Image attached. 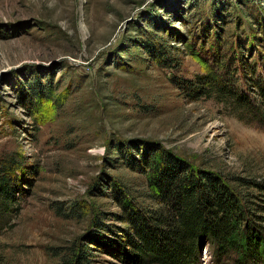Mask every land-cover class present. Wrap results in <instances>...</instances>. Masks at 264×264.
Returning <instances> with one entry per match:
<instances>
[{"label":"rangeland","instance_id":"374dc122","mask_svg":"<svg viewBox=\"0 0 264 264\" xmlns=\"http://www.w3.org/2000/svg\"><path fill=\"white\" fill-rule=\"evenodd\" d=\"M227 54L264 77V0H0V162L21 163L0 264H58L87 244L93 264H123L89 239L126 228L115 183L151 205L131 167L150 149L264 179V129L176 86ZM201 263L215 264L208 246Z\"/></svg>","mask_w":264,"mask_h":264},{"label":"trees","instance_id":"16d2710c","mask_svg":"<svg viewBox=\"0 0 264 264\" xmlns=\"http://www.w3.org/2000/svg\"><path fill=\"white\" fill-rule=\"evenodd\" d=\"M240 63L236 54L223 55L207 62L205 73L193 80L175 79L176 86L192 102L213 99L245 125L264 129V77L253 84L249 75H256L258 63L247 73ZM142 156L143 168L130 165L145 177L144 198L151 205L115 183L121 209L116 218L126 228L114 235L99 224L104 233L90 243L123 264H202L207 246L215 264H264V179L229 180L162 148ZM20 164L12 158L0 162V220L16 212ZM105 233L116 237L110 240ZM91 257L88 244L76 245L58 264H93Z\"/></svg>","mask_w":264,"mask_h":264}]
</instances>
